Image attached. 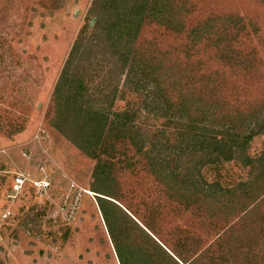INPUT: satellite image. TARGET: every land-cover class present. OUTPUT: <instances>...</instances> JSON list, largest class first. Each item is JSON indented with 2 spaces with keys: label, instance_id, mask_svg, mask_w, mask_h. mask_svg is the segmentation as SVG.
Segmentation results:
<instances>
[{
  "label": "trees",
  "instance_id": "1",
  "mask_svg": "<svg viewBox=\"0 0 264 264\" xmlns=\"http://www.w3.org/2000/svg\"><path fill=\"white\" fill-rule=\"evenodd\" d=\"M173 7L171 0H94L90 10L94 17L80 31L56 82L52 123L96 161L90 191L97 194L120 264H181L185 260L192 264H264L263 234L248 241L243 228L241 233L232 232L236 223L252 220L264 202V159L250 154L253 138L264 134V101L252 112L239 104L227 105L220 99L221 92L214 86L208 88L211 80L206 74L193 82L174 58L176 63H167L165 68L162 58L137 47L142 27L150 18L176 34L186 33L190 38L187 49L206 42L210 50L217 51L219 62L225 63L235 35L245 25L240 19L233 22L232 16L192 24L187 10L176 16ZM236 28L240 30L233 34ZM138 52L143 56L137 57ZM144 63L147 71L140 66L143 71L136 76L135 69ZM125 71L126 89L144 98L132 107L114 110L112 117L106 107L114 108L117 97L125 93L118 83ZM102 101L108 105L104 107ZM160 120L165 123L158 124ZM173 120L178 128L167 134L166 123ZM132 148L151 160L152 171L168 181L166 203L182 214L166 213L165 207L158 206L157 217L164 222L167 215L168 219L179 216L172 229L182 241V251L169 248L153 228L121 203L120 171L132 173L138 166L132 163L118 169L117 165L122 156L131 160ZM230 162L249 169L246 180L227 182L225 165ZM204 166L212 167L213 180H207ZM232 215H237V222L229 220ZM206 217L211 220L206 222ZM248 229V235L255 232ZM133 230L141 233L144 242ZM191 238L198 241L193 248L188 246Z\"/></svg>",
  "mask_w": 264,
  "mask_h": 264
},
{
  "label": "rangeland",
  "instance_id": "2",
  "mask_svg": "<svg viewBox=\"0 0 264 264\" xmlns=\"http://www.w3.org/2000/svg\"><path fill=\"white\" fill-rule=\"evenodd\" d=\"M93 1L0 0V262L3 264H120L95 192H89L96 161L52 123L56 82L80 31L94 17L90 13ZM171 1L173 14L178 16L177 13L187 10L192 24L209 17L211 21L229 16L234 18L233 22L239 19L243 22L244 31L234 30L233 34H237L225 61L228 63L219 62L217 51L210 50L206 42L199 41L191 50L187 49L190 38L186 33L176 34L150 18L142 27L137 47L144 54L162 58L165 68L167 63H176L175 59L193 82L206 74L205 78L211 80L208 88L214 86L217 93L221 92L224 103L239 104L252 112L264 101V0ZM142 52L137 57H142ZM140 66L147 71L145 63L139 65L136 76L143 71ZM126 72L118 82L119 89H126ZM126 90L117 97L114 108L106 107L112 117L114 110L132 107L144 98L130 88ZM102 102L104 107L108 105ZM163 123L160 120L158 124ZM176 123L167 121V134L178 128ZM250 145L252 157L264 159V134L255 136ZM130 155L129 162L127 156H122L117 165L118 169L132 163L134 168L138 166L132 173L120 171L124 173L117 179L123 193L121 203L129 209L128 213L153 228L169 248L182 251V241L172 229L177 226L179 216L175 214L168 219L167 215L164 222L157 217L158 206L165 207L166 213L182 214L175 206L171 207L173 204L166 203L170 198L165 185L168 181L152 171V161L144 155L138 156L133 148ZM211 168L204 166L208 181L215 177ZM225 168L228 183L247 179L249 169L243 164L230 162ZM19 171L35 178L47 176L52 184L50 191L41 197L33 191L14 192L12 184ZM254 215L248 223H236L232 232L235 229L241 233L243 228L248 241L256 235L264 236V202ZM209 220L206 217V222ZM229 220L237 222V215ZM248 228L255 232L248 235ZM133 232L141 241L144 239L137 230ZM197 242L191 238L188 246L193 248ZM261 248L264 253V245ZM180 263L192 264L188 260Z\"/></svg>",
  "mask_w": 264,
  "mask_h": 264
},
{
  "label": "built area",
  "instance_id": "3",
  "mask_svg": "<svg viewBox=\"0 0 264 264\" xmlns=\"http://www.w3.org/2000/svg\"><path fill=\"white\" fill-rule=\"evenodd\" d=\"M51 186V181L47 176L35 178L26 171H19L16 172V176H14L12 190L20 194L23 193L25 189H30L35 195L41 197L50 191Z\"/></svg>",
  "mask_w": 264,
  "mask_h": 264
},
{
  "label": "bare ground",
  "instance_id": "4",
  "mask_svg": "<svg viewBox=\"0 0 264 264\" xmlns=\"http://www.w3.org/2000/svg\"><path fill=\"white\" fill-rule=\"evenodd\" d=\"M89 192H91V191H89Z\"/></svg>",
  "mask_w": 264,
  "mask_h": 264
},
{
  "label": "water",
  "instance_id": "5",
  "mask_svg": "<svg viewBox=\"0 0 264 264\" xmlns=\"http://www.w3.org/2000/svg\"><path fill=\"white\" fill-rule=\"evenodd\" d=\"M95 195H97V194H95Z\"/></svg>",
  "mask_w": 264,
  "mask_h": 264
}]
</instances>
